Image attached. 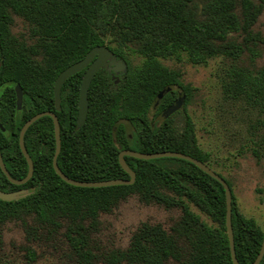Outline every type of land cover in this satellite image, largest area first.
Instances as JSON below:
<instances>
[{
  "label": "trees",
  "instance_id": "obj_1",
  "mask_svg": "<svg viewBox=\"0 0 264 264\" xmlns=\"http://www.w3.org/2000/svg\"><path fill=\"white\" fill-rule=\"evenodd\" d=\"M263 4L264 0H0V123L4 127L0 130V153L10 176L21 179L27 174V162L18 144L19 131L26 120L43 111H53L57 116L61 139L57 165L75 180L129 179L118 163V154L124 149L143 153L178 151L206 163L193 138L184 137L183 130L176 133L171 119L157 129L151 127L155 122L149 120L148 112L153 100L163 92L159 104L163 109L178 93L167 91L178 85L171 78L156 83L150 70L155 62L154 51L145 52L147 64L143 71L128 73L118 85L104 69L95 73L88 88L87 117L78 129L75 124L84 70L62 85L59 111L54 105V81L63 69L83 59L95 46L105 45L123 59L121 47L127 34L156 32L169 44L167 51L159 49L162 54L179 48L193 63L216 55L229 58L232 91L250 102L264 94V70L256 66L264 37L254 30ZM14 18L26 24L20 35L12 32ZM106 32L118 41L117 47L105 44L102 35ZM16 84L23 92L19 110ZM24 144L33 161L31 178L15 185L0 169V190L33 192L17 200L0 199V228L18 221L29 239L37 240L48 238L50 232L67 222V239L85 262L96 259L102 264H170L172 259L180 262L181 251L196 257L203 252L212 261L214 258L211 253L205 254L204 247H195L194 238L200 239L193 237L198 223L181 200V196H187L220 227L222 247L216 264H232L223 187L194 164L178 158L142 160L125 156L136 174L133 184L78 187L64 182L53 170L55 139L50 117L42 116L28 127ZM163 181V189L179 193L177 199L159 192ZM134 194L143 196L146 205L160 204L167 211L180 208L181 215L168 232L159 223L142 224L143 242L135 243L127 253L103 251L94 238L100 229V214ZM231 223L236 258L239 264H251L263 233L252 221L240 219L233 195ZM26 253L31 258L34 255L30 248ZM259 264H264V256Z\"/></svg>",
  "mask_w": 264,
  "mask_h": 264
},
{
  "label": "rangeland",
  "instance_id": "obj_2",
  "mask_svg": "<svg viewBox=\"0 0 264 264\" xmlns=\"http://www.w3.org/2000/svg\"><path fill=\"white\" fill-rule=\"evenodd\" d=\"M25 25L19 18H14L13 34L23 33ZM254 30L264 37V4ZM102 36L105 44L117 47L118 41L108 32ZM168 47L166 38L156 32L127 34L121 47L123 59L118 57L125 65L120 70L122 73L117 75L105 71L113 78V84L118 85L128 73L143 71L147 64L145 52L154 51L155 62L150 70L154 71L156 83L167 78L174 80L179 86H171L167 91L182 92L184 103L173 115L155 120L152 128L157 129L162 122L171 119L176 133L183 130L181 134L184 137L193 138L201 155L206 158L205 164L231 184V196L240 219L245 223L252 221L254 227L263 233L264 94H258L247 102L232 91L230 60L224 55L193 63L187 52L179 48L162 54L160 50ZM260 51L256 66L264 70V46ZM164 187L163 181L160 189ZM160 189V193L178 198V192ZM27 190L33 192V189ZM142 198L134 194L119 202L111 211L100 214V229L97 234L94 233L96 246H101L103 251L127 253L135 243L143 242L144 236L140 233L142 224L159 223L168 232L173 221L181 215L180 208L167 211L160 204L142 203ZM181 200L198 223L197 234L193 237L199 236L200 239L194 238L195 247H204L205 254L211 253L214 260L208 261L203 252L196 257L181 251L178 253L182 256L180 262L172 259L170 264H216L222 247L217 221L187 196H181ZM66 224L50 232L48 238L42 236L30 240L21 222L6 223L0 228V264H102L96 259L85 262L80 257L67 239ZM27 248L34 252L32 258L26 253Z\"/></svg>",
  "mask_w": 264,
  "mask_h": 264
},
{
  "label": "water",
  "instance_id": "obj_3",
  "mask_svg": "<svg viewBox=\"0 0 264 264\" xmlns=\"http://www.w3.org/2000/svg\"><path fill=\"white\" fill-rule=\"evenodd\" d=\"M107 65L112 66V69L117 70H123L125 65L119 61L116 60L113 56L109 48L105 45H99L95 46L92 49H90L83 59L69 65L65 69H63L56 77L53 85V96H54V105L56 111L60 110V92L61 87L63 83L72 75L75 73L85 69L81 83L79 88V99H78V115L77 120L75 124V128L78 129L86 120L87 113H88V88L91 83V80L95 73L100 69L104 68L106 70H110ZM14 91L16 95V106L19 110L21 108L22 102H23V92L21 87L16 84L14 86ZM163 96V92L160 93L151 103L150 110L153 111L158 106L161 97ZM184 103V94L180 91H178V97L176 101H174L171 105L166 107L162 111V116L164 118L168 117L175 111L179 110V108ZM42 116H48L52 119L53 122V131H54V139H55V150L52 157V167L55 173L67 184L78 186V187H108V186H115V185H131L134 183L136 174L135 172L129 167V165L125 162L124 157H132L136 159H142V160H150V159H158V158H178L185 161H188L192 164H194L196 167H198L200 170H202L204 173L209 175L211 178L218 181L224 190L225 195V204H226V214H225V227H226V234L228 238V245H229V253L232 264H239L236 254H235V246H234V237H233V229H232V223H231V207H232V196H231V189L228 186L227 182L223 177H221L219 174L214 172L210 167H208L205 163L202 161L191 157L190 155H187L182 152L178 151H160V152H153V153H143L134 151L131 149H124L119 152L118 154V163L121 166V168L128 174L129 179H109V180H102V181H79L72 178L67 177L58 167L57 165V156L60 152L61 148V139H60V126L59 121L57 119V116L53 111H43L40 113H37L30 117L28 120L25 121V123L22 125L19 135H18V144L20 151L22 155L24 156L26 162H27V174L25 177L21 179H14L10 176L9 172L5 168V165L2 161L1 153H0V169L8 179V181L15 185H22L26 183L33 174V161L28 154L25 144H24V134L28 127L37 119L41 118ZM0 130L4 131V127L0 123ZM30 193L27 189H21L18 191L13 192H4L0 190V199L5 201H12L17 200L21 197H24ZM264 256V231H263V238L262 243L259 249V252L254 259V261L251 264H259Z\"/></svg>",
  "mask_w": 264,
  "mask_h": 264
},
{
  "label": "flooded vegetation",
  "instance_id": "obj_4",
  "mask_svg": "<svg viewBox=\"0 0 264 264\" xmlns=\"http://www.w3.org/2000/svg\"><path fill=\"white\" fill-rule=\"evenodd\" d=\"M111 53H112V52H111ZM112 56H113L116 60H119L118 57L115 56L113 53H112ZM119 61H120V60H119ZM107 67H108L110 70H106V69H104V68H100V69H104V70L108 71L109 73L117 74V75L122 73V71H120V70H117V71L113 70V69H112V66H110V65H107ZM100 69H99V70H100ZM83 70L85 71V69H83ZM93 77H94V76H93ZM63 84H64V83H63ZM177 92H178V90H177ZM60 97H61V92H60ZM177 97H178V93H177ZM177 97L173 100V102L176 101ZM160 101H161V99H160ZM173 102H172V103H173ZM22 103H23V102H22ZM60 103H61V100H60ZM172 103H171V104H172ZM159 104H160V102H159ZM159 104H158V106L155 108V110H153V111H151V110H150V107H149V112H148V118H149V120H153V121L155 122V120H158V121H159V120H161V119H162V120L164 119V117L162 116V111H163V110L158 111ZM171 104H170V105H171ZM21 106H22V105H21ZM150 106H151V105H150ZM165 108H166V107H165ZM165 108H164V109H165ZM20 109H21V108H20ZM174 113H175V112H174ZM174 113H173V114H174ZM173 114H172V115H173ZM152 126H153V124H152ZM152 126H151V127H152Z\"/></svg>",
  "mask_w": 264,
  "mask_h": 264
}]
</instances>
